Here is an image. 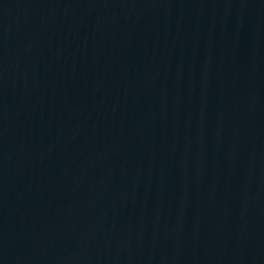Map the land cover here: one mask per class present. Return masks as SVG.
<instances>
[{
  "label": "water",
  "instance_id": "1",
  "mask_svg": "<svg viewBox=\"0 0 264 264\" xmlns=\"http://www.w3.org/2000/svg\"><path fill=\"white\" fill-rule=\"evenodd\" d=\"M0 264H264V0H0Z\"/></svg>",
  "mask_w": 264,
  "mask_h": 264
}]
</instances>
